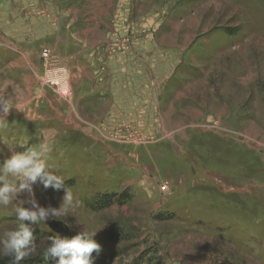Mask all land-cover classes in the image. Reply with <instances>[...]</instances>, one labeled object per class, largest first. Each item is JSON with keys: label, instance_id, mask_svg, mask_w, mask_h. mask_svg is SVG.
I'll use <instances>...</instances> for the list:
<instances>
[{"label": "rangeland", "instance_id": "374dc122", "mask_svg": "<svg viewBox=\"0 0 264 264\" xmlns=\"http://www.w3.org/2000/svg\"><path fill=\"white\" fill-rule=\"evenodd\" d=\"M102 79L137 87L127 118L97 120ZM0 99V166L47 146L73 194L53 221L96 233V264H264V0H0ZM25 198L0 205V240ZM48 221L21 263L45 260Z\"/></svg>", "mask_w": 264, "mask_h": 264}, {"label": "clouds", "instance_id": "9594fccd", "mask_svg": "<svg viewBox=\"0 0 264 264\" xmlns=\"http://www.w3.org/2000/svg\"><path fill=\"white\" fill-rule=\"evenodd\" d=\"M11 109L8 100L0 99V127H7ZM47 153L46 145H41L39 149L25 147L23 152H15L0 166V205L7 206L13 196L23 194L26 196L25 203L31 206L15 208L19 227L5 232L4 238L0 240L2 245L0 252L12 257L13 264H20V261L36 248V236L33 235L35 229L31 225L55 219L67 212L73 202V194L70 188L66 187L63 177L50 170L46 162ZM10 176H19L22 180L13 184L9 182ZM37 182L45 189L51 187L54 191L61 189L65 191L63 204L59 209L52 207L45 209L39 206L33 190V185ZM25 221L30 223L25 224ZM95 235L96 233L89 235L82 230L71 238L61 237L59 234L50 236V244L45 249L44 258L45 260L58 258L56 264H96L102 247L94 239ZM93 253H96V256H93Z\"/></svg>", "mask_w": 264, "mask_h": 264}, {"label": "crops", "instance_id": "0c3cea01", "mask_svg": "<svg viewBox=\"0 0 264 264\" xmlns=\"http://www.w3.org/2000/svg\"><path fill=\"white\" fill-rule=\"evenodd\" d=\"M102 88L100 93H105L106 96L113 99L110 101H105V104L101 107L100 118L97 120L103 123H109L110 116L121 115L124 118L127 116L126 111L129 110L130 98L135 101V105L138 102V89L134 90L133 95L129 97L126 91L127 79H102ZM129 101V102H128ZM127 118V117H126Z\"/></svg>", "mask_w": 264, "mask_h": 264}, {"label": "trees", "instance_id": "16d2710c", "mask_svg": "<svg viewBox=\"0 0 264 264\" xmlns=\"http://www.w3.org/2000/svg\"><path fill=\"white\" fill-rule=\"evenodd\" d=\"M113 198H115V202H117V203L121 202V201H119L118 198L116 199V195L111 194V195H106L103 198H101V200L96 201V203H94V204L92 203L91 205L89 204L87 206L90 207L92 210L102 209V208H105V207L109 206L110 204H112ZM93 256H95V255H93ZM0 264H13V258L10 256H4V257L0 258ZM20 264H30V263H21L20 262ZM38 264H50V263L47 262L46 260H42Z\"/></svg>", "mask_w": 264, "mask_h": 264}, {"label": "water", "instance_id": "95a60500", "mask_svg": "<svg viewBox=\"0 0 264 264\" xmlns=\"http://www.w3.org/2000/svg\"><path fill=\"white\" fill-rule=\"evenodd\" d=\"M46 226L59 235H65L68 232V227L60 221H48Z\"/></svg>", "mask_w": 264, "mask_h": 264}, {"label": "built area", "instance_id": "2783aa9c", "mask_svg": "<svg viewBox=\"0 0 264 264\" xmlns=\"http://www.w3.org/2000/svg\"><path fill=\"white\" fill-rule=\"evenodd\" d=\"M41 57H42V59H43L44 61H47V60H50V59H51V57H50V55H49V52H48L47 50H43V51H42V53H41ZM62 92H63V91H62ZM62 95L66 97L68 94L65 93V92H63ZM165 185H166L165 183L161 184L160 189H161V190H165V189H166V186H165Z\"/></svg>", "mask_w": 264, "mask_h": 264}]
</instances>
